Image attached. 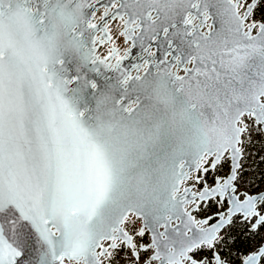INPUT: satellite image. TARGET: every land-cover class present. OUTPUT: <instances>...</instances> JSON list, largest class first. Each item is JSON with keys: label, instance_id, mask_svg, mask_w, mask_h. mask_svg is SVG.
<instances>
[{"label": "snow or ice", "instance_id": "6c2138e0", "mask_svg": "<svg viewBox=\"0 0 264 264\" xmlns=\"http://www.w3.org/2000/svg\"><path fill=\"white\" fill-rule=\"evenodd\" d=\"M254 143L264 0H0V264H264Z\"/></svg>", "mask_w": 264, "mask_h": 264}, {"label": "trees", "instance_id": "16d2710c", "mask_svg": "<svg viewBox=\"0 0 264 264\" xmlns=\"http://www.w3.org/2000/svg\"><path fill=\"white\" fill-rule=\"evenodd\" d=\"M251 152V151H250ZM261 150H257L255 152V155L253 157H251V162L256 159V157L260 154ZM250 159V157H249ZM255 167H252L255 169V172L253 173L252 168L249 170H246V175H254V179H255V187L254 188H261L264 186V171H260L259 167H261L264 164H260L259 162H257L256 164H254Z\"/></svg>", "mask_w": 264, "mask_h": 264}, {"label": "rangeland", "instance_id": "374dc122", "mask_svg": "<svg viewBox=\"0 0 264 264\" xmlns=\"http://www.w3.org/2000/svg\"><path fill=\"white\" fill-rule=\"evenodd\" d=\"M256 149L257 150H261L260 148V144L259 143H254L253 145H250L249 146V152L252 153V155L250 156V159H249V164L252 165V162H251V157H253L255 155V152H256ZM252 167H255V165H252ZM251 167V168H252ZM251 168H248L246 170H249ZM260 171H264V165H262L261 167H259Z\"/></svg>", "mask_w": 264, "mask_h": 264}, {"label": "water", "instance_id": "95a60500", "mask_svg": "<svg viewBox=\"0 0 264 264\" xmlns=\"http://www.w3.org/2000/svg\"><path fill=\"white\" fill-rule=\"evenodd\" d=\"M153 50H156L155 46H153ZM133 51H134L135 55L131 58V60L133 63H135L138 61V58L141 55V50L139 48V45L135 49H133ZM162 52H163V45L161 46V50L158 52V55H162ZM125 64H128V61H125Z\"/></svg>", "mask_w": 264, "mask_h": 264}, {"label": "flooded vegetation", "instance_id": "af4514ba", "mask_svg": "<svg viewBox=\"0 0 264 264\" xmlns=\"http://www.w3.org/2000/svg\"><path fill=\"white\" fill-rule=\"evenodd\" d=\"M209 180L211 181V177H209ZM254 187H251L248 189L250 193H256L258 191H264V186L261 188H254ZM209 211H211V209Z\"/></svg>", "mask_w": 264, "mask_h": 264}]
</instances>
